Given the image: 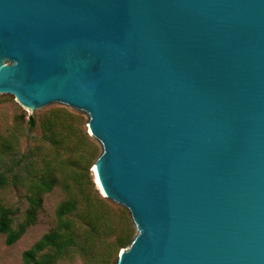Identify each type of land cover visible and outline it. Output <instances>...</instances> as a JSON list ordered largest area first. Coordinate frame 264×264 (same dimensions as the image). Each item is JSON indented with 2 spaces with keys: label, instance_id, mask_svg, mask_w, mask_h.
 Masks as SVG:
<instances>
[{
  "label": "water",
  "instance_id": "1",
  "mask_svg": "<svg viewBox=\"0 0 264 264\" xmlns=\"http://www.w3.org/2000/svg\"><path fill=\"white\" fill-rule=\"evenodd\" d=\"M0 95L87 116L116 264H264V0H0Z\"/></svg>",
  "mask_w": 264,
  "mask_h": 264
},
{
  "label": "rangeland",
  "instance_id": "2",
  "mask_svg": "<svg viewBox=\"0 0 264 264\" xmlns=\"http://www.w3.org/2000/svg\"><path fill=\"white\" fill-rule=\"evenodd\" d=\"M87 122L84 113L62 105L31 113L13 96L0 95V174L7 178L0 186V201L17 210L14 229L25 220L27 197L41 176L49 172L57 183L44 195L37 223L15 244L8 246L0 234V264H23L24 251L56 226L57 207L70 196L78 203L68 216L75 245L59 257L48 251L55 264H116L120 251L134 239L129 212L106 199L96 184L94 164L102 150Z\"/></svg>",
  "mask_w": 264,
  "mask_h": 264
},
{
  "label": "trees",
  "instance_id": "3",
  "mask_svg": "<svg viewBox=\"0 0 264 264\" xmlns=\"http://www.w3.org/2000/svg\"><path fill=\"white\" fill-rule=\"evenodd\" d=\"M30 125L33 128V117H30ZM26 158L27 154L24 153L22 159ZM6 179L5 175L0 174V186L5 184ZM56 185L55 177L49 172L41 176L35 190L27 197L28 207L25 212V220L18 229L13 228V220L17 210L3 205L0 201V234L5 236V242L8 246L15 244L28 227L37 223L43 208L44 195L50 193ZM77 205V200L71 196L59 204L56 210V226L24 251L22 255L23 264H55L53 257L47 253L48 251H52L55 256L59 257L75 245L72 235L73 224L68 216L77 210Z\"/></svg>",
  "mask_w": 264,
  "mask_h": 264
},
{
  "label": "bare ground",
  "instance_id": "4",
  "mask_svg": "<svg viewBox=\"0 0 264 264\" xmlns=\"http://www.w3.org/2000/svg\"><path fill=\"white\" fill-rule=\"evenodd\" d=\"M94 171H95V169H94ZM96 182H97L96 184H98V180H97V178H96ZM98 186H99V188H100V185H99V184H98ZM100 189H101V188H100Z\"/></svg>",
  "mask_w": 264,
  "mask_h": 264
}]
</instances>
